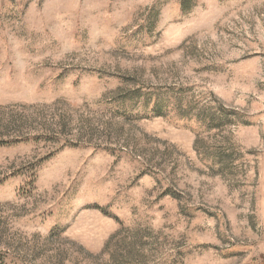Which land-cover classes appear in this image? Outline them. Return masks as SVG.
Segmentation results:
<instances>
[{
    "label": "rangeland",
    "instance_id": "374dc122",
    "mask_svg": "<svg viewBox=\"0 0 264 264\" xmlns=\"http://www.w3.org/2000/svg\"><path fill=\"white\" fill-rule=\"evenodd\" d=\"M0 264H264V0H0Z\"/></svg>",
    "mask_w": 264,
    "mask_h": 264
}]
</instances>
